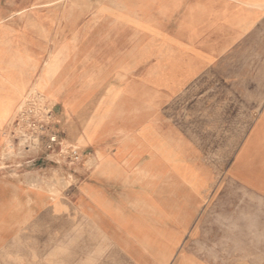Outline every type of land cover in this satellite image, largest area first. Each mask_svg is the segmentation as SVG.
Returning <instances> with one entry per match:
<instances>
[{
    "label": "rangeland",
    "instance_id": "obj_1",
    "mask_svg": "<svg viewBox=\"0 0 264 264\" xmlns=\"http://www.w3.org/2000/svg\"><path fill=\"white\" fill-rule=\"evenodd\" d=\"M118 3L132 4L0 0L11 9L0 30V264H168L185 243L205 264H264L261 199L236 193L238 203L253 206L252 224L236 226L227 224L221 200L201 226L204 238L190 240L196 225L165 224L171 219L155 208L150 179L132 175L142 155L138 136L149 121L147 64L165 52L166 34L142 32L145 20ZM249 5L261 9L264 0ZM5 51L12 57L4 63ZM60 69L69 88L58 103L57 92L46 90ZM23 75L33 87L21 84ZM32 88L53 114L51 148L45 137L12 128L36 94L25 96ZM170 184L180 197V183ZM180 211L174 203L169 213L180 217ZM149 221L157 223L143 224ZM120 222L130 223L123 224L128 235L117 234Z\"/></svg>",
    "mask_w": 264,
    "mask_h": 264
},
{
    "label": "crops",
    "instance_id": "obj_2",
    "mask_svg": "<svg viewBox=\"0 0 264 264\" xmlns=\"http://www.w3.org/2000/svg\"><path fill=\"white\" fill-rule=\"evenodd\" d=\"M253 1L128 3L134 9L132 15L145 20L142 32L166 34L161 47L165 52L147 64L152 84L143 96H147L149 121L138 136L142 155L134 158L139 165L135 163L138 167L132 175L150 179L155 208L166 209L165 218L171 219L165 224L196 225L190 240L204 238L201 226L210 222L207 215L220 209L221 200L229 210L226 221L230 226L253 222V206L247 200L238 203L236 193L264 202V8L249 5ZM10 10L0 7V30ZM4 53L5 63L12 56ZM43 62H38V74ZM68 84L60 69L46 91L57 92L59 103ZM32 89L25 96L39 94ZM135 94L140 101L141 92ZM158 112L163 116H157ZM174 181L180 183V197L173 195L170 183ZM174 203L180 204V217L169 213ZM234 209L235 214L231 213ZM237 209H244V215H238ZM215 217L214 224L218 222ZM153 223L157 222H143ZM123 224L130 223L120 222L117 234L128 235ZM185 245L176 257L168 258V264H205L198 252Z\"/></svg>",
    "mask_w": 264,
    "mask_h": 264
},
{
    "label": "built area",
    "instance_id": "obj_3",
    "mask_svg": "<svg viewBox=\"0 0 264 264\" xmlns=\"http://www.w3.org/2000/svg\"><path fill=\"white\" fill-rule=\"evenodd\" d=\"M38 95L35 94L31 101L25 102L17 113L12 128L30 134L32 137H29L35 140L45 137L47 147L51 148L57 142V136L53 132H50L53 114L49 109L40 106L38 100L41 96Z\"/></svg>",
    "mask_w": 264,
    "mask_h": 264
},
{
    "label": "bare ground",
    "instance_id": "obj_4",
    "mask_svg": "<svg viewBox=\"0 0 264 264\" xmlns=\"http://www.w3.org/2000/svg\"><path fill=\"white\" fill-rule=\"evenodd\" d=\"M32 68V67H31ZM31 68H29L28 70L30 71L31 70ZM36 69H34V71H35ZM33 71V70H32ZM28 72V71H27ZM35 74H36V72H34ZM34 75V74H33ZM33 78V77H32ZM31 79V78H30ZM20 82H21V84L23 85V86H28V85H30V81H29V78H28V76L27 75H23L21 78H20ZM1 105V104H0ZM5 108V107H4ZM2 110H3V108H1ZM0 109V110H1ZM4 111V110H3ZM1 113V112H0ZM3 116V115H2ZM1 118V117H0ZM30 174V173H29ZM33 176V175H32ZM35 178V177H34ZM29 179V178H28Z\"/></svg>",
    "mask_w": 264,
    "mask_h": 264
}]
</instances>
